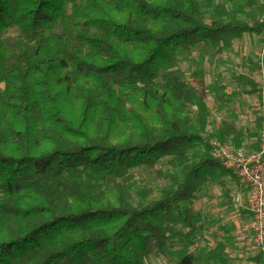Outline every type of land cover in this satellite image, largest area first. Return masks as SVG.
Masks as SVG:
<instances>
[{"label": "trees", "instance_id": "1", "mask_svg": "<svg viewBox=\"0 0 264 264\" xmlns=\"http://www.w3.org/2000/svg\"><path fill=\"white\" fill-rule=\"evenodd\" d=\"M263 18L261 0H0V264H229L193 201L230 173L208 139L243 131L202 137L205 91L167 71L197 46L261 47ZM163 158L161 183L119 182Z\"/></svg>", "mask_w": 264, "mask_h": 264}, {"label": "rangeland", "instance_id": "2", "mask_svg": "<svg viewBox=\"0 0 264 264\" xmlns=\"http://www.w3.org/2000/svg\"><path fill=\"white\" fill-rule=\"evenodd\" d=\"M216 1L227 2L228 0ZM261 1L264 3V0ZM212 17L213 15L210 14L207 16V19H211ZM17 34V30L13 29L8 35L16 36ZM254 37L256 36L253 34H245L243 39L235 41L230 47H224V45H219L217 47L203 45L197 46L195 49H190L179 54V63L177 66H174L173 69L167 71V73H183L186 79H188L194 86L201 87L203 91H205L207 127L203 132L202 137H210V135L213 133L224 134L227 137V134L224 131V126L225 124H233L237 129H241L243 131V140L239 146L245 144L246 147L248 146L252 149H256L258 147V135L260 133L258 125L260 123V118L257 114L254 117V113L250 110L251 107L249 104H247L243 97L244 95L240 94V87L237 86L236 82L234 81V77L238 75H245L250 78L252 77V73H250V69L252 67L248 59L250 56L252 62L255 63V65H258L260 46L258 41L252 40ZM199 70H201L203 73L202 78L195 80L193 78V72ZM145 118L148 119L147 114H145ZM245 132L246 135H251L253 138L252 141L245 140ZM214 139L217 140L216 138L208 140L211 141ZM233 140L234 139L232 137H227L226 141L221 143L232 145L234 144L232 142ZM168 161L169 158H163L160 163L156 165L154 170L139 169L138 171L121 179L119 182L126 183L133 178H139L142 179L145 185H147L148 189H150L155 184L161 183L160 179L158 178L159 174L157 173L168 169ZM232 175H229L230 181H234L235 179V177ZM222 180L225 181V177H223ZM220 181V178L213 179L210 177L199 186V189L195 195L196 198L193 201V206L198 216L197 221L203 219L205 209H209V206L206 204V202L209 203L210 201L224 198L230 203L231 196L229 194H225L224 190L226 186H223L224 184ZM233 200L234 198H232V204ZM231 210L236 212L233 207ZM235 215L238 219L240 213L236 212ZM234 218L227 217L224 220V222H228V225L225 226L226 230H230L233 227L232 225L234 224L232 221ZM248 224L249 222L246 224L247 228ZM222 232L224 233V229ZM245 235L247 236V234ZM247 239H249L248 236ZM207 241L209 246L213 242L211 238H208ZM221 243L225 249L224 254L228 256L226 251L230 250L232 245L228 244L227 242ZM209 246L204 247L209 249ZM229 259L227 260L229 261ZM228 261L227 263L230 264ZM144 264L170 263H168V261L163 257H153L150 255L144 259Z\"/></svg>", "mask_w": 264, "mask_h": 264}, {"label": "crops", "instance_id": "3", "mask_svg": "<svg viewBox=\"0 0 264 264\" xmlns=\"http://www.w3.org/2000/svg\"><path fill=\"white\" fill-rule=\"evenodd\" d=\"M252 40L257 41V37H254ZM258 55V65L260 69L254 71L251 77L256 83L257 93L244 95L243 97L251 107L250 110L254 113V117L256 114L259 116L260 123L258 129L260 131L264 118V42L260 47ZM244 138L249 141H252L253 139L250 134L246 135V132L244 133ZM248 148L252 149L250 147ZM232 174L230 173L229 175ZM229 175L225 177L226 180L224 181L223 186H226L224 192L226 195L229 194L231 196V201L232 198H234L233 204L231 201L229 203L224 198H219L220 200L216 199L209 203L206 202L209 209H205L203 219L198 220L200 226L199 235L201 238L199 245L209 246L207 244L208 238L213 240L209 248H214L217 243L220 244L221 242H227L232 245L230 250L226 249L232 264H264V253L259 252L253 247L252 233L248 230L249 228H247L246 225L251 219L250 214L245 210L246 189L240 184L234 174L232 175L235 177L234 181H230ZM232 207L236 212L240 213V218L238 217L237 219L235 215L236 212L231 210ZM227 217H236L232 221L234 225H232L233 227L230 230L225 229L228 222H224V220ZM221 229H224V233ZM244 233L247 234L249 239H247V236Z\"/></svg>", "mask_w": 264, "mask_h": 264}, {"label": "built area", "instance_id": "4", "mask_svg": "<svg viewBox=\"0 0 264 264\" xmlns=\"http://www.w3.org/2000/svg\"><path fill=\"white\" fill-rule=\"evenodd\" d=\"M258 141L256 149L245 145L234 147L215 139L208 144L211 157L245 187V210L251 217L248 228L252 233L253 247L264 253V118Z\"/></svg>", "mask_w": 264, "mask_h": 264}]
</instances>
